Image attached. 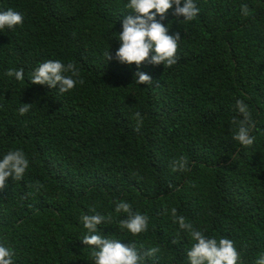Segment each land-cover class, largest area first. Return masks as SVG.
I'll list each match as a JSON object with an SVG mask.
<instances>
[{
    "label": "trees",
    "instance_id": "16d2710c",
    "mask_svg": "<svg viewBox=\"0 0 264 264\" xmlns=\"http://www.w3.org/2000/svg\"><path fill=\"white\" fill-rule=\"evenodd\" d=\"M128 3L0 0V11L23 15L0 31V159L20 150L29 160L24 177L0 190V241L14 264H94L81 217L99 214L111 217L98 225L102 236L142 256L159 247L145 264H191L194 241L174 222L175 208L205 236L233 240L238 264H256L264 255V0H195L192 21L173 5L162 23L181 35L177 63L139 68L114 58L123 20L135 15ZM48 60L76 66L73 89L32 84ZM9 69H23L24 79ZM137 71L152 85L136 83ZM238 99L251 113L247 147L234 139ZM180 157L188 168L174 172ZM120 201L148 216L147 232L121 230Z\"/></svg>",
    "mask_w": 264,
    "mask_h": 264
},
{
    "label": "clouds",
    "instance_id": "9594fccd",
    "mask_svg": "<svg viewBox=\"0 0 264 264\" xmlns=\"http://www.w3.org/2000/svg\"><path fill=\"white\" fill-rule=\"evenodd\" d=\"M129 0L127 8L135 15H128L122 23V31L119 32L118 40L120 47L115 52V59L122 64L131 66L135 63L138 68L145 61L151 64L171 67L178 60V48L181 35L179 32L169 34V27L162 21L170 9H174L176 17H184V20L192 21L199 13V8L195 0ZM242 14L249 15L247 5L242 6ZM159 16V19H157ZM23 24V15L20 12L8 9L0 11V31L4 29H15L17 25ZM107 60L113 59L112 53L106 52ZM71 73V75H66ZM9 77L14 76L17 80L24 79L23 69L17 71L9 69ZM79 76V72L74 64H63L61 61L48 60L40 64L31 76L32 84L47 85L52 89L59 86L60 93L68 92L73 89ZM135 82L138 84L152 85V77L141 71L134 73ZM83 79L79 83L83 84ZM28 103L20 107L21 115L29 111ZM236 107L243 119L233 121L238 125V131L235 132L234 139L239 141L242 146H251L254 143V137L250 135L253 127L251 123V113L248 105L243 100H236ZM139 118L140 113H136ZM137 130H139L137 128ZM29 167V160L20 150L10 151L0 159V190L7 186V180L11 177L19 181ZM188 162L186 158L180 157L172 162V171H186ZM116 213L127 214L126 219L119 221L121 230H127L132 235H139L148 231V216L134 212L131 204L120 201L115 206ZM177 210L171 209L174 222L179 224V228L188 233L192 246L186 250L187 259L191 264H238L240 261V252L235 247L234 241L228 238H216L205 236L200 230L193 227L192 223L187 222L184 216H177ZM81 221L88 234L82 238L83 244L93 248L91 256L94 264H145V257H153L159 251V247H151L146 250L142 256L134 244L126 245L118 239H109L98 233V225L111 221V217L103 215H83ZM173 245L178 242L173 239ZM15 252L10 247L5 246L0 241V264H14L13 257ZM256 264H264V255L260 256Z\"/></svg>",
    "mask_w": 264,
    "mask_h": 264
}]
</instances>
